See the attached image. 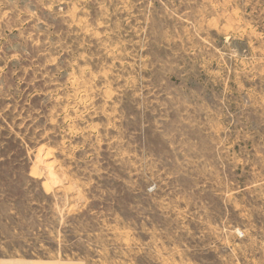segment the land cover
Instances as JSON below:
<instances>
[{
    "label": "rangeland",
    "instance_id": "374dc122",
    "mask_svg": "<svg viewBox=\"0 0 264 264\" xmlns=\"http://www.w3.org/2000/svg\"><path fill=\"white\" fill-rule=\"evenodd\" d=\"M0 264H264V0H0Z\"/></svg>",
    "mask_w": 264,
    "mask_h": 264
}]
</instances>
